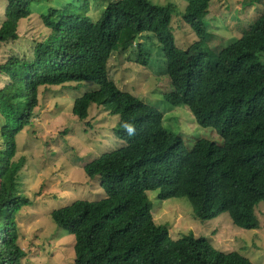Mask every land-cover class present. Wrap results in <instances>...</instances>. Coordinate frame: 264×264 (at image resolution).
Returning <instances> with one entry per match:
<instances>
[{
  "label": "trees",
  "instance_id": "obj_1",
  "mask_svg": "<svg viewBox=\"0 0 264 264\" xmlns=\"http://www.w3.org/2000/svg\"><path fill=\"white\" fill-rule=\"evenodd\" d=\"M7 1L0 48L19 40V25L31 19L36 3ZM90 1L108 4L96 21L87 14ZM211 2L192 0L183 13L197 37L187 51L176 44L174 8L152 0H86L82 7L69 4L40 16L47 34L36 43L33 58H11L0 66V74L9 79L0 90V264H22L17 218L31 204L19 193L25 159L15 160L17 136L32 124L40 88L77 84L79 89L83 83H93L98 90L75 101L74 115L84 122L93 107H102L119 118L114 137L128 152L126 165L140 193L98 202L77 200L52 212L56 226L75 238V264H254L240 253L218 251L193 233L173 240L168 226L155 223L148 197L157 192L160 201L186 199L199 222L227 214L236 228H260L264 11L240 39L215 57L205 44ZM142 37L154 40L164 53L174 88L164 96L165 103L187 107L197 125L214 130L222 145L201 140L187 149L180 136L164 128L161 112L122 92L111 79V58L133 50ZM143 47L137 63L147 68L150 56Z\"/></svg>",
  "mask_w": 264,
  "mask_h": 264
},
{
  "label": "rangeland",
  "instance_id": "obj_2",
  "mask_svg": "<svg viewBox=\"0 0 264 264\" xmlns=\"http://www.w3.org/2000/svg\"><path fill=\"white\" fill-rule=\"evenodd\" d=\"M152 1L174 8L172 29L179 49L187 51L196 44L195 33L183 20V13L192 0ZM259 2L247 5L246 0H212L208 16L210 36L205 44L215 57L240 39L263 13L264 0ZM85 3L86 0H36L31 19L19 25V40L0 48V66L11 58H33L36 43L47 34L40 20L42 14L51 8L63 9L69 4L82 7ZM107 5L90 1L87 14L96 21ZM7 7L8 1L0 0V26L6 19ZM140 45L149 52L147 68L137 63ZM109 70L111 79L122 92L163 114L164 128L180 136L187 149H193L201 140L222 145L214 130L197 125L187 107L174 108L165 103L164 96L174 88L166 73L164 53L154 40L139 38L133 50L111 58ZM8 82L0 74V90ZM97 90L93 83H83L79 89L77 84L40 88L39 106L32 124L17 136L15 160L25 159L20 171L19 193L31 202L17 218L19 246L24 252L22 264H75V238L56 226L51 217L54 210L77 200L98 202L112 195L140 193L126 165L128 152L114 137L119 118L112 117L102 107H93L84 122L74 115L75 101ZM148 197L155 223L168 226L173 240L193 233L207 239L224 254L237 252L254 264H264V204L257 209L259 230L244 231L234 227L227 214L210 222L196 221L186 199L160 201L157 192L148 193Z\"/></svg>",
  "mask_w": 264,
  "mask_h": 264
}]
</instances>
